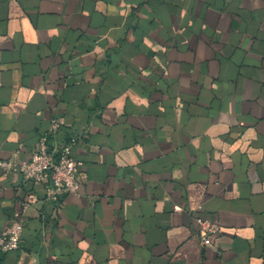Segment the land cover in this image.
Masks as SVG:
<instances>
[{
    "label": "crops",
    "instance_id": "1",
    "mask_svg": "<svg viewBox=\"0 0 264 264\" xmlns=\"http://www.w3.org/2000/svg\"><path fill=\"white\" fill-rule=\"evenodd\" d=\"M52 119L81 188L0 165V264H264V0H0V162Z\"/></svg>",
    "mask_w": 264,
    "mask_h": 264
},
{
    "label": "built area",
    "instance_id": "2",
    "mask_svg": "<svg viewBox=\"0 0 264 264\" xmlns=\"http://www.w3.org/2000/svg\"><path fill=\"white\" fill-rule=\"evenodd\" d=\"M61 124L52 119L49 129L39 136L36 148L28 161L16 163L1 161L4 171L18 168L22 177L37 184H43L46 195L59 199L68 193H78L81 188L79 162L73 154L74 139L56 142ZM200 238L205 247L217 250L216 237L221 232L218 220L205 216L197 217ZM23 221L15 219L0 236V252H9L22 246Z\"/></svg>",
    "mask_w": 264,
    "mask_h": 264
}]
</instances>
